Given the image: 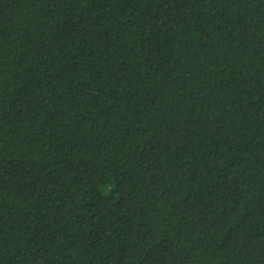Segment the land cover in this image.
<instances>
[{
  "label": "trees",
  "instance_id": "trees-1",
  "mask_svg": "<svg viewBox=\"0 0 264 264\" xmlns=\"http://www.w3.org/2000/svg\"><path fill=\"white\" fill-rule=\"evenodd\" d=\"M0 264H264V0H0Z\"/></svg>",
  "mask_w": 264,
  "mask_h": 264
}]
</instances>
